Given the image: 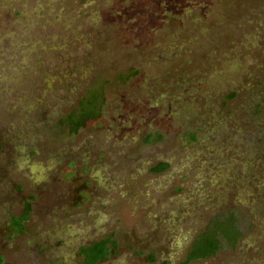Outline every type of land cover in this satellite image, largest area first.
Masks as SVG:
<instances>
[{
  "label": "rangeland",
  "instance_id": "obj_1",
  "mask_svg": "<svg viewBox=\"0 0 264 264\" xmlns=\"http://www.w3.org/2000/svg\"><path fill=\"white\" fill-rule=\"evenodd\" d=\"M0 142L5 264L102 239L95 264H264V0H0ZM229 214L239 237L185 263Z\"/></svg>",
  "mask_w": 264,
  "mask_h": 264
},
{
  "label": "trees",
  "instance_id": "obj_2",
  "mask_svg": "<svg viewBox=\"0 0 264 264\" xmlns=\"http://www.w3.org/2000/svg\"><path fill=\"white\" fill-rule=\"evenodd\" d=\"M102 92L101 88H92L79 99L77 106L71 112L65 114L59 119V125L63 131L70 134L77 133V131L84 127L87 121L94 120L100 117L102 107ZM261 103H255L253 106L254 111H258ZM161 135L147 136V141H159ZM193 138V136H191ZM1 150V142H0ZM167 168V164L160 162L157 164L154 171H163ZM30 208L26 205L23 214L16 220L14 224L20 226L21 222L28 219ZM240 233L235 225L234 218L227 215L226 218L214 219L210 226L200 233L193 241L190 249L185 257V263H189L198 259H205L213 256L219 247L220 236L226 238L229 242L235 241ZM113 244L109 239H102L88 246H81L79 255L82 257L85 264H95L100 260L106 259L111 254L110 245ZM0 264H5L2 256L0 255Z\"/></svg>",
  "mask_w": 264,
  "mask_h": 264
}]
</instances>
